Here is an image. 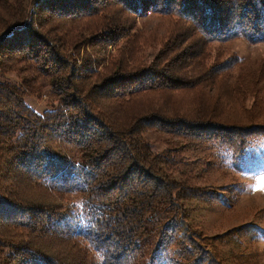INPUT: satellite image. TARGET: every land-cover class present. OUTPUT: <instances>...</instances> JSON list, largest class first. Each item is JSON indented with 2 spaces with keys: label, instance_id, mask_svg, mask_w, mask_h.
<instances>
[{
  "label": "trees",
  "instance_id": "obj_1",
  "mask_svg": "<svg viewBox=\"0 0 264 264\" xmlns=\"http://www.w3.org/2000/svg\"><path fill=\"white\" fill-rule=\"evenodd\" d=\"M237 1L0 0V69L22 64L19 71L33 72L19 84L0 81V134L11 140L0 141V264H143L147 221L157 212L155 223L164 220L165 233L182 219L169 221L170 211L160 206L179 209L177 199L199 195L192 176L182 170L189 165L185 141L208 139L236 156L248 153V129L220 122L222 106L233 107L239 100L232 90L225 92L233 103L210 93L213 105L171 106L177 93L201 91L215 78L235 72L237 58L212 66L202 63L206 44L264 37V0H257L256 11L246 0ZM148 12L175 16L182 26L169 33L159 52L150 54L149 65L133 61L128 39L117 55L106 59L112 51L107 49L128 33L125 26ZM87 45L92 52L85 53ZM39 72L57 98L45 114L36 113L24 99L28 92L39 94ZM246 78L254 85L251 107L263 104V69ZM155 94L166 102L157 105ZM261 114L249 119L264 122V109ZM152 127L165 134L168 147L162 151H155L146 136ZM103 142H111L117 153L109 147L101 151ZM66 144L74 149L72 155ZM13 160L22 171L8 169ZM126 162L138 169H127ZM141 176L147 180L142 186L135 182ZM46 194L63 201L45 204ZM189 231L186 226L187 236L171 239L179 243L174 254L194 260L188 264H217ZM80 241L94 258L89 260Z\"/></svg>",
  "mask_w": 264,
  "mask_h": 264
},
{
  "label": "rangeland",
  "instance_id": "obj_2",
  "mask_svg": "<svg viewBox=\"0 0 264 264\" xmlns=\"http://www.w3.org/2000/svg\"><path fill=\"white\" fill-rule=\"evenodd\" d=\"M244 1L238 0L237 3H244ZM246 2L252 5L253 10H257L259 6L257 0H246ZM35 10L37 11V8ZM262 10L264 12V9ZM179 24L181 22L175 16L148 12L145 16L137 17L133 24L130 22L125 26L128 33L119 40L116 47L107 49L108 52L112 50L109 54L100 51L99 55L105 54L106 59L109 58L110 54L117 55L119 47L128 39L130 46L134 49L133 61L142 62L144 67L153 61V56L150 54L159 52L170 36L169 33L177 29L178 26H182ZM183 24L186 23L183 22ZM132 25L134 27L130 29ZM260 39L250 40L243 36H236L229 41L212 40L205 45L206 56L202 59V63L212 66L215 63L237 58L239 63L236 64L235 72L225 78L220 76L215 78L211 87L201 91L198 88H193L185 90L186 93L176 94L175 102L173 101L174 104L171 106L178 107L182 104L193 109L199 104L213 105L215 100L210 96V93L218 96V100H222L221 96H223L232 101V96L225 92L232 90L236 98L239 97V100L233 107L232 104L222 106L221 110H225V112L222 111L223 115L220 122L234 123L236 126H243L248 129L244 144V150L248 153L243 156H236L231 148L219 147L218 142L208 139H203L201 142L185 141L186 150L183 153H185L189 165L184 166L182 170L192 176V183L199 189V195L188 197L187 193L184 198L177 199V203L182 209L180 207L175 209L165 206V204L160 206V209L170 211L167 216L169 221H174L175 216L182 219L181 222L178 220V223H173L169 229L165 230V233L162 231L164 220H160L162 226L155 223L156 217L159 215L157 212L153 219L147 221L146 227L150 236L143 241V252L146 256V258H142L143 264L144 261L152 264H188L187 261H194L192 258L186 260L174 254L178 248L176 244L179 243L174 245L171 239L179 240L181 236H187L186 226L191 230L188 232L191 238L202 247V252H205L208 257H214L217 264H264V133H259L264 131L262 129L264 122L257 117L253 120L249 119V116H262L261 111L264 109V103L260 102L259 106L256 104L251 107L254 85L243 81L247 79L246 75L257 73V69L264 71V37ZM190 41H194V39ZM92 48L87 45L83 49L86 53L92 52ZM83 51L82 53H84ZM20 65L22 64H15L6 71L0 69V81L19 84L24 75L33 73L32 71L28 73L19 71ZM37 82L41 84L39 85L41 89L39 94L28 92V96L24 99L26 104L36 113L45 114L48 110H52L57 98L51 94L48 78L44 73L39 72ZM259 85L261 86L262 83ZM245 90L247 91L246 96ZM154 93L156 92L151 94ZM156 101L158 102L157 105H161L166 102V98L156 95ZM239 103H241V107H239ZM257 126L259 128L255 129ZM153 129L154 127L148 128L149 131L146 132V136L155 143V151H162L168 147L165 143L166 140L162 139V137L165 138V134ZM251 129L253 130L251 131ZM213 135H221V132L213 133ZM241 139L239 138V140ZM2 140L11 143L6 135L0 134V141ZM14 141L18 144L19 140L15 138ZM103 143L106 147L101 151L109 147L112 152L113 144L111 142ZM65 147L72 155L74 152L72 146L66 144ZM9 151L13 158L14 153ZM16 151H19V148L14 149V152ZM112 153H117V151L114 150ZM239 154L241 153L239 152ZM127 164L128 162L124 165L127 166ZM20 166L16 160H13L8 164V169L22 171V166ZM127 167V169H138L133 163ZM143 178L144 180H142ZM146 181V177L141 176L135 182L142 186ZM35 193L40 194V191L35 189ZM45 196L49 197L47 194ZM57 197L59 195L50 196L45 204L59 205L63 199L56 201ZM66 201L69 204L72 202L70 198ZM159 241L165 242L163 244L165 247L161 246ZM80 244L88 252L89 260L96 256L88 250L84 241H80ZM64 248L61 251L64 252ZM157 249L161 252L156 261V259L153 260L152 255L156 253ZM55 250L59 249L55 248Z\"/></svg>",
  "mask_w": 264,
  "mask_h": 264
}]
</instances>
